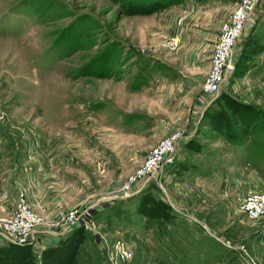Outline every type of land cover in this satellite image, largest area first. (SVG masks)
Returning <instances> with one entry per match:
<instances>
[{
    "label": "rangeland",
    "instance_id": "obj_1",
    "mask_svg": "<svg viewBox=\"0 0 264 264\" xmlns=\"http://www.w3.org/2000/svg\"><path fill=\"white\" fill-rule=\"evenodd\" d=\"M242 2L0 0V220L20 192L38 232L85 207L90 227L72 264H110L115 242L132 251L120 264H264V217L238 209L249 191L264 192V0L253 1L218 94L203 89ZM225 93L249 107L235 116L217 100ZM177 129L187 139L175 162L121 198ZM144 198L171 211L150 217ZM68 234L41 251L0 246V264H41Z\"/></svg>",
    "mask_w": 264,
    "mask_h": 264
},
{
    "label": "built area",
    "instance_id": "obj_2",
    "mask_svg": "<svg viewBox=\"0 0 264 264\" xmlns=\"http://www.w3.org/2000/svg\"><path fill=\"white\" fill-rule=\"evenodd\" d=\"M254 0H243L242 4L238 6L232 17L230 24L226 25L223 29L222 35L218 42L215 54L212 58L211 68L209 74L204 82V90L211 98H214L221 88L222 80L232 73L234 64V49L237 40L244 31L247 20L252 14ZM2 115L0 114V120ZM187 139V134L180 130H174L165 136L148 154L142 167L134 174L129 182L125 184L130 187V184L137 181L139 176H145L143 183L136 189L124 190L121 198L137 194L146 183L154 179H159L157 175L162 174L164 168L170 166L175 162L177 151L180 144L184 143ZM212 188V187H211ZM165 191L164 189H162ZM169 201V200H168ZM173 208L174 204L169 201ZM239 212L242 213L247 220H257L264 217V192L249 191L244 195L238 203ZM41 224V219L35 216L27 206L24 199L23 192L18 194V202L15 214L10 218L0 220V246L15 244V245H34L39 246L41 251L44 243V238L40 239L38 233L50 236H61L70 232L74 227L85 226L89 228L90 220L88 212L84 207H74L67 211L63 221L49 230L36 231V226ZM37 233V234H36ZM105 246L102 247L104 249ZM103 252L105 250H102ZM107 262L110 264H120L132 257L131 249L120 242H115L112 250L106 252Z\"/></svg>",
    "mask_w": 264,
    "mask_h": 264
},
{
    "label": "trees",
    "instance_id": "obj_3",
    "mask_svg": "<svg viewBox=\"0 0 264 264\" xmlns=\"http://www.w3.org/2000/svg\"><path fill=\"white\" fill-rule=\"evenodd\" d=\"M158 7L161 6H153L150 9H147V12H153L154 10H156ZM140 11H136L135 13H139ZM220 98H218L217 100H224L228 106H229V111L231 110V112L233 114H235V116H237V113H239L242 109H246V107H249V104H245L242 103L241 101H238L236 98H234L233 96H230L228 94L225 93V95H221L219 96ZM219 102V101H218ZM251 109V108H250ZM223 113L221 114L224 121L227 118V109L223 108ZM223 119H222V123L219 124L218 130H222V131H226V124L223 123ZM233 132H230L228 134H232ZM147 190V189H145ZM144 190V191H145ZM143 191H141L140 193H142ZM137 193V194H140ZM136 194V195H137ZM143 195V194H142ZM140 195V196H142ZM135 196V195H134ZM150 200L153 199H146L144 198L142 201V207H147V211L146 214H148V216L153 217V218H158V217H163L165 215H167V211H166V207L169 208L168 206H165L167 204H165L164 206H157L156 205V200H153V202H149ZM171 208V207H170ZM168 209L171 211V209ZM171 213V212H170ZM85 236H86V232L85 229L81 226V227H74L68 235H66L65 237H63L62 239H60L56 244L51 245L47 248H45L42 252L41 255V264H72V262L74 261V258L76 257V254L78 252V249L80 247V245L84 242L85 240ZM21 245H14L11 244L9 246L3 247V249L10 253L12 252L13 248L20 247Z\"/></svg>",
    "mask_w": 264,
    "mask_h": 264
},
{
    "label": "crops",
    "instance_id": "obj_4",
    "mask_svg": "<svg viewBox=\"0 0 264 264\" xmlns=\"http://www.w3.org/2000/svg\"><path fill=\"white\" fill-rule=\"evenodd\" d=\"M41 230V229H40ZM41 237L42 238H44V240H45V242H51V243H53V242H55L56 241V239L58 238L57 236H53V235H50V236H47V235H45V234H43V236H42V234H41Z\"/></svg>",
    "mask_w": 264,
    "mask_h": 264
}]
</instances>
